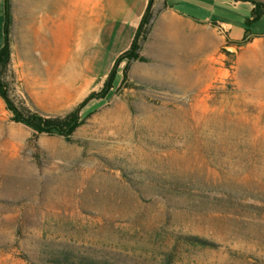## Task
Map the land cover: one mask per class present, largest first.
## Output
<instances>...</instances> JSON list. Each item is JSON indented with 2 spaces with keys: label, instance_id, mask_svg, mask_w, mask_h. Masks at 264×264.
Instances as JSON below:
<instances>
[{
  "label": "rangeland",
  "instance_id": "rangeland-1",
  "mask_svg": "<svg viewBox=\"0 0 264 264\" xmlns=\"http://www.w3.org/2000/svg\"><path fill=\"white\" fill-rule=\"evenodd\" d=\"M16 1L7 94L23 114L64 117L106 77L103 0H43L52 31L68 20L67 51L37 50L36 72L16 49ZM204 1L194 17L212 21L160 33L157 59L120 62L69 141L14 122L0 98V264H54L46 252L64 248L114 264H264V67L242 56L264 45V16L248 25V2ZM3 22L0 0V45ZM193 31L213 43L206 78L178 75Z\"/></svg>",
  "mask_w": 264,
  "mask_h": 264
},
{
  "label": "trees",
  "instance_id": "trees-1",
  "mask_svg": "<svg viewBox=\"0 0 264 264\" xmlns=\"http://www.w3.org/2000/svg\"><path fill=\"white\" fill-rule=\"evenodd\" d=\"M232 1H241L248 2L251 5L250 17L246 19L247 24L249 25L253 21L259 20L264 16V1L262 0H232ZM153 0H148L140 22L134 33L132 42L128 49L123 51L118 55L107 73L102 87L99 91L89 92L83 100L74 107L70 112H68L64 117H45L36 112L23 114L18 110L11 99L9 98L6 90V84L3 80V72L7 67L10 59V45H9V36H8V25L10 20L9 14V4L8 0H4V22H3V37L2 43L0 45V98L5 104L7 110L12 114L11 118L14 122L21 123L30 129H32L37 134H49V135H61L66 140H71L70 136L77 126L83 123V118L80 115L81 109L86 105V103L91 99H101L104 98L109 90L113 87L114 80L116 78V68L120 62L125 60V67H128V64L132 60H143L139 56L140 41L146 39V36L151 27V5ZM249 29H245V32L242 36L241 43L247 41V33ZM124 74V73H123ZM199 240V239H197ZM47 258L54 264H114L107 259L97 258L89 255H84L75 252L72 249H57L49 250L46 252Z\"/></svg>",
  "mask_w": 264,
  "mask_h": 264
},
{
  "label": "crops",
  "instance_id": "crops-1",
  "mask_svg": "<svg viewBox=\"0 0 264 264\" xmlns=\"http://www.w3.org/2000/svg\"><path fill=\"white\" fill-rule=\"evenodd\" d=\"M147 1L148 0H103L104 16L102 22L97 27L94 41L96 50L99 53L96 64L105 69L103 75H107L115 58L129 48ZM222 2L226 4L225 0ZM204 3V0H153L150 9L153 20L152 26L146 40L142 43L139 55L152 59L159 58V35L163 33V20L165 17L166 19L168 18V27L178 26L180 29L181 25L184 24L194 25V21H212L204 16L202 18L194 17V13H199V7L200 5L203 7ZM197 5H199L198 8ZM169 21L171 23H169ZM213 21L220 22L217 20ZM60 22L61 21L57 22L55 26ZM220 23L230 25V23L227 22ZM178 50L180 52V49ZM176 58H173V60L175 61Z\"/></svg>",
  "mask_w": 264,
  "mask_h": 264
},
{
  "label": "bare ground",
  "instance_id": "bare-ground-1",
  "mask_svg": "<svg viewBox=\"0 0 264 264\" xmlns=\"http://www.w3.org/2000/svg\"><path fill=\"white\" fill-rule=\"evenodd\" d=\"M42 2L43 0L16 1V18L18 21H21V24L16 27V49L21 59L32 62L29 70L33 72H36L39 68V57L35 53L37 50V52H43V54L49 51L53 54L55 53L61 62L62 59L59 57H62L67 51L68 20L62 23V25L58 24V26H55V29L52 31L51 28L47 26V17L40 8ZM165 19L163 20L164 35L174 36L179 34L180 27H168V18ZM169 23L171 22L169 21ZM61 29H63L64 33L61 32ZM49 30H51V36L53 37V45L51 41H49L51 38H47V31L50 33ZM259 42L260 41L245 49L242 56L248 62L264 67V45ZM211 44L213 45L203 34L194 31L191 32L184 39L183 49L187 50V57L186 62L184 59H179V66L177 69L178 75L182 76L187 73L191 74L192 72V75L195 74L199 78H206L203 67L206 65V62L210 60L209 53L211 52Z\"/></svg>",
  "mask_w": 264,
  "mask_h": 264
}]
</instances>
